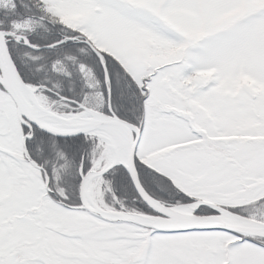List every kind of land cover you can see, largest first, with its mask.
Returning a JSON list of instances; mask_svg holds the SVG:
<instances>
[{
	"label": "snow or ice",
	"instance_id": "1",
	"mask_svg": "<svg viewBox=\"0 0 264 264\" xmlns=\"http://www.w3.org/2000/svg\"><path fill=\"white\" fill-rule=\"evenodd\" d=\"M0 264H264V0H0Z\"/></svg>",
	"mask_w": 264,
	"mask_h": 264
}]
</instances>
